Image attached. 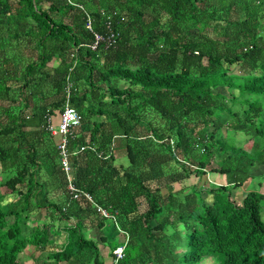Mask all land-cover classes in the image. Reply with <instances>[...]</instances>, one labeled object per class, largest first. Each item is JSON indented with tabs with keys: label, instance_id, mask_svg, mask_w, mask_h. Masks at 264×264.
<instances>
[{
	"label": "trees",
	"instance_id": "16d2710c",
	"mask_svg": "<svg viewBox=\"0 0 264 264\" xmlns=\"http://www.w3.org/2000/svg\"><path fill=\"white\" fill-rule=\"evenodd\" d=\"M87 17L116 41L92 49ZM67 98L72 181L92 201L67 191L48 130ZM257 165L264 177V0H0V264L61 238L41 264H104L117 246L118 264H264V192L238 195ZM208 172L228 183L174 190ZM97 207L121 234L102 247Z\"/></svg>",
	"mask_w": 264,
	"mask_h": 264
},
{
	"label": "rangeland",
	"instance_id": "374dc122",
	"mask_svg": "<svg viewBox=\"0 0 264 264\" xmlns=\"http://www.w3.org/2000/svg\"><path fill=\"white\" fill-rule=\"evenodd\" d=\"M91 21L93 23L92 19H91ZM104 25H105V22H104ZM237 68H238L237 65L232 66V70H234V69L237 70ZM126 84H127L126 82L119 83V85H121L123 87ZM56 116L59 118L58 115H56ZM57 117L54 119V122H53L55 125L58 122ZM223 133H224V131H223ZM242 135H243L242 133L235 134V136L237 138V142L239 144L245 142V137ZM56 136H58V135H56ZM56 139H57V137H56ZM115 161H117V163H119V165L120 164L121 165L128 164L127 157H125V156L117 157ZM170 166L171 167H169L167 169L168 171L173 170L177 167V165L173 162L170 164ZM259 170H261V169L258 168V165L254 166L252 168V171L256 172V173ZM175 173L183 175L182 171H176L175 170ZM2 174L3 173L1 172V168H0V178L3 176ZM178 174H177V177H178ZM256 175L257 176L252 181H250V182L246 181V183H244L241 186L240 190H238V195L242 196V194L244 192L243 190L250 189L252 186H253V188L257 189L258 191L264 192L261 190L262 188H264V177H262L261 174L259 175L258 173ZM226 183H228V179H227L226 175L221 174V173H216V172H208L205 175L196 176V175L192 174L188 177H184V179L181 180V183L178 181L173 182V187H174V190H177L182 185H195V186H197V188L205 189V188L209 187L210 184H226ZM3 191H4V187L3 188L1 187L0 192H3ZM236 193L237 192L234 191V194H236ZM204 196H207V195L204 193ZM13 197H14L13 194H6V195H4L1 203L4 206H6L8 203H10L13 200ZM261 215H262V217H261L262 220H264V209H262ZM110 221H111V217H108V222L106 223L105 226L102 227V229L100 231L93 229V230L87 232V234H89L90 236L97 239L100 247L103 246V244H104L103 242L105 240V239H100L101 237L105 236L106 238L110 239L113 234L115 235L117 233L112 227L113 223L109 224ZM58 224L59 223H54V226H58ZM120 236H121V234L119 233V235L116 234V236H114V237H116L118 239V237H120ZM59 240L60 241L55 245H46V246H38V247L29 246L28 248H26L23 252H21L19 254L20 264H41L43 259L45 258L46 252L52 250L55 246H58L60 244L62 238ZM102 253L104 255V264H118V261L121 259V258L118 259L117 262L115 263L114 262V255H107L108 248H106V247H102ZM198 264H215V259L207 258Z\"/></svg>",
	"mask_w": 264,
	"mask_h": 264
},
{
	"label": "built area",
	"instance_id": "2783aa9c",
	"mask_svg": "<svg viewBox=\"0 0 264 264\" xmlns=\"http://www.w3.org/2000/svg\"><path fill=\"white\" fill-rule=\"evenodd\" d=\"M87 27L91 29V31L94 34V39L93 43L91 44L92 49H96L100 44H105L106 46H110V44H113L116 41V33H114L111 30V23L110 20L107 19L105 21V26L107 30L109 31L107 35L102 34L101 32L93 31L92 29V21L91 18L87 17ZM71 83L67 84V88H65V95L67 97L70 96V89H71ZM81 121V116L79 113L74 109L67 98V102L64 104L63 109L61 110L59 114V121L57 125L55 126L52 123V120L50 119V123L48 125V130L54 134L58 135L60 137L59 140V151H60V170L65 176L66 180V189L71 195L72 198L78 199L80 197H85L89 201H92L91 196L89 193L79 190L75 184L72 181V172H71V166L69 162V155L66 150V136L69 134L73 135L75 128L80 124ZM98 211L102 214L104 217H111L112 220L114 221L115 225L116 220L114 216H110L108 211L105 210L104 208L97 207ZM113 255H114V262L116 263L118 259L122 258L123 255V247L122 246H117L113 250Z\"/></svg>",
	"mask_w": 264,
	"mask_h": 264
},
{
	"label": "crops",
	"instance_id": "0c3cea01",
	"mask_svg": "<svg viewBox=\"0 0 264 264\" xmlns=\"http://www.w3.org/2000/svg\"><path fill=\"white\" fill-rule=\"evenodd\" d=\"M57 116L54 117V119L56 118ZM54 119H53V122H54ZM58 121H59V118L57 117ZM58 123V122H57ZM262 191H264V188L261 189ZM262 217V215H261Z\"/></svg>",
	"mask_w": 264,
	"mask_h": 264
},
{
	"label": "clouds",
	"instance_id": "9594fccd",
	"mask_svg": "<svg viewBox=\"0 0 264 264\" xmlns=\"http://www.w3.org/2000/svg\"><path fill=\"white\" fill-rule=\"evenodd\" d=\"M59 114H60V113H59ZM59 114H58V116H59ZM52 123H53V119H52ZM53 124H54V123H53ZM54 125H55V124H54ZM56 125H57V124H56ZM56 125H55V126H56Z\"/></svg>",
	"mask_w": 264,
	"mask_h": 264
}]
</instances>
